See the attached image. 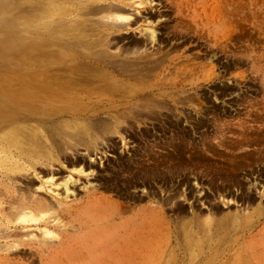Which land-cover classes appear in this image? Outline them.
Returning a JSON list of instances; mask_svg holds the SVG:
<instances>
[{"label": "bare ground", "instance_id": "obj_1", "mask_svg": "<svg viewBox=\"0 0 264 264\" xmlns=\"http://www.w3.org/2000/svg\"><path fill=\"white\" fill-rule=\"evenodd\" d=\"M152 1L0 0L1 168L8 172L33 168L36 172L40 162L50 166L58 162L67 167L69 163L78 172L93 171V161L106 155L107 147L117 148V138L124 145L128 135L139 138L129 155H117L109 168L102 164L103 170L115 172L106 185L119 195L147 196L158 205L137 207L126 222H103L101 233L105 237L107 230H114L111 239L104 242L106 252L94 258L97 264H193L207 243L214 258H223L231 248L224 244L229 232L235 233L232 242H244L247 236L259 235L257 227L264 217L263 201L252 194L264 180V149L247 148L255 142L253 137L218 140L214 145L201 132L200 118L189 122L190 129L181 124L180 118L188 117L183 103L190 99L185 86L196 81L166 78L172 64L176 65V57L169 55L172 49L164 44L151 50L144 47L147 40L156 38L157 28L146 26L144 39L134 38L114 53L106 48L110 34L133 22L125 9ZM179 5L174 19L183 24L188 16ZM192 6L194 13L200 6L203 22L205 18L207 24H215L214 0H197ZM100 12L106 13L107 20L97 25L81 15ZM67 15L73 18L66 28L50 27L56 16ZM189 17L192 19L193 13ZM186 29H178L174 35L186 36ZM53 31L58 37L45 38ZM68 33L75 42L62 40ZM171 37L166 39L170 45ZM55 62L62 63V73L59 80L52 81L44 67ZM188 73L189 68L183 71ZM57 113V123L45 120ZM234 124L237 128L230 126L231 130L239 134L251 127ZM193 131L201 133L198 139L192 138ZM79 145L84 146V152H79ZM53 178L47 176L44 183L52 184ZM204 181L207 189L201 183ZM44 183L37 188H43ZM64 184L69 190L68 180ZM137 184H141L142 193L127 191ZM102 200L89 201L79 213L81 220L90 217L102 221L106 215L114 219L119 212L136 207L134 202L121 205ZM219 200L227 207L239 200L248 205L223 211ZM53 205H26V210L12 212L6 219L37 221L53 210ZM44 233L51 232L45 228ZM159 236H173L183 256L170 248L159 258ZM184 255L189 257L186 262ZM238 260L240 264L242 259Z\"/></svg>", "mask_w": 264, "mask_h": 264}, {"label": "rangeland", "instance_id": "obj_2", "mask_svg": "<svg viewBox=\"0 0 264 264\" xmlns=\"http://www.w3.org/2000/svg\"><path fill=\"white\" fill-rule=\"evenodd\" d=\"M2 1L10 2V0ZM195 1L197 0H153L140 5L134 3L125 9L130 13V19L133 22L110 34L106 48L114 53L134 38L144 39L143 29L146 26L156 27V38L153 41L147 40L144 47L151 50L164 44V48L172 49L169 55L176 57V65L172 64L166 78L179 82L186 77L187 80L194 78L196 81L193 87L185 86L186 97L190 99H185L183 103L188 117H181V124L190 129L189 122L200 118L203 121L201 132L214 145L218 140L229 142L235 138L253 137L255 142L247 148L256 151L260 146L264 149V0H214V25L207 24L205 18L204 22L202 21L203 13L200 6H197L196 13L193 12L191 7ZM208 1L210 3L212 0ZM178 4H181L179 7L182 8L183 14L188 16L183 24L174 19L178 13V6H176ZM191 13H193L192 19L189 17ZM105 14L100 12L81 15L89 20L90 24L97 25L99 23L96 22L107 20ZM72 18L71 15L61 18L56 16L50 27L66 28ZM196 23L199 24L197 27ZM182 28H187L186 32H183L186 36L174 35L178 29ZM115 34L121 38L113 37ZM57 35L58 33L53 31V33H47L45 38L51 40L58 37ZM169 35L172 36L171 45L166 40ZM61 38L68 40L69 43L75 42L69 33ZM53 47L49 46L51 49ZM209 56L212 59H208ZM61 66L62 63L55 62L44 67L52 81L59 80V73H62ZM187 68L192 74H183ZM63 72L65 73L64 70ZM185 83L189 84L188 81ZM205 109L207 110L203 111ZM45 120L57 123L59 113ZM235 122H242L251 127L244 134H239L231 130L233 128L230 126L237 128ZM200 134L193 131L192 138L198 139ZM116 140L117 148L113 150L107 147L104 153L106 155H102V158L97 157L93 161V171L78 172L72 170L69 163L67 167L59 165L58 162L52 166L40 162L36 165V172L33 168L8 172L0 167V264H97L94 258L106 252L107 243L104 242L111 239L114 230V227L111 231L107 230L105 237L101 233L103 222L107 224L110 222L109 225H114V222L116 224L126 222L134 216L137 207L158 205L156 202H151L147 196L138 198L119 195L117 190L106 185L115 173L113 169H108V165L116 163L117 155H129L139 143V138L134 140L129 135L125 145L122 140L118 138ZM78 147L79 152H84L83 145ZM219 148L225 149L221 146ZM102 164L108 168L103 170ZM49 175H54L52 184L44 183V179ZM66 180H68L69 190L65 188ZM41 183L45 186L37 188ZM201 183L207 189L208 183L205 181ZM129 190L135 191L138 195L142 193L141 184H137V187L130 186L127 191ZM67 192L68 195H66ZM252 194L257 201L261 199L264 203V180L253 189ZM99 198L111 199L121 205L134 202L136 207L134 211L119 212L120 215L114 219L106 215L105 220L102 221H94L90 217L87 221H82L79 214L82 208L89 201ZM38 202L46 205L54 204L53 210L48 211L43 219L25 221L16 218L15 221H7L6 218L10 213L26 210L24 206ZM184 202L187 206L189 205V202ZM219 205L223 211H233L235 207L246 208L248 203L239 200L236 205L227 207L228 204L219 200ZM45 228L51 233L45 234ZM257 229L258 236L255 230L254 236H247L244 242L237 243L230 240L235 235L230 231L229 236L224 238V244L231 246L226 253L228 257L224 256L225 258H214V250L209 251L207 243L208 246L206 244L203 247L204 252L195 257L193 264H237L238 257L242 259L240 264H264V217ZM172 242L173 236L172 238L158 237L159 258L171 249L183 256L180 247ZM210 254L212 258L208 259L207 256ZM184 259L186 262L189 257L184 255Z\"/></svg>", "mask_w": 264, "mask_h": 264}]
</instances>
